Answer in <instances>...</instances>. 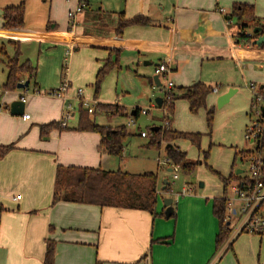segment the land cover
<instances>
[{
	"label": "crops",
	"instance_id": "0c3cea01",
	"mask_svg": "<svg viewBox=\"0 0 264 264\" xmlns=\"http://www.w3.org/2000/svg\"><path fill=\"white\" fill-rule=\"evenodd\" d=\"M83 1L86 8L77 17L78 25L71 29L68 13L77 7L78 0H0V40L18 42L20 48L28 47L20 56L21 64L31 61L29 53L37 54L32 80L28 75L22 77V82L29 81L27 89L4 90L7 67L0 63L4 66L1 67L4 91L0 102V146L14 145V149L0 159V264H45L49 240L55 244L54 264H212L216 261L221 264L223 254L234 251L241 235L239 225L232 227L235 233L223 246L224 250L216 253L219 223L213 214V200L222 196L213 195L209 190L199 193L187 187L182 188L186 195L177 200L172 198L176 217H162L166 210L164 199L172 197L160 192V184L164 186L161 179L169 180L172 174L168 157L166 162L158 164L159 168L167 167L164 175L159 174V168L156 171L158 218L139 210L69 202L53 204L59 165L106 172L122 170L131 174L153 172L130 168L133 160L141 163L137 158H130L128 146L131 139L143 138L142 131L128 130L130 137L123 157L118 159L100 152V134L76 129L80 113L72 112L65 129L55 128L44 137L41 126L59 124L68 103L79 106L80 111L81 99L76 94L82 87H89L84 99L117 107L121 115L113 118L127 114L128 118L137 120L141 115H150L151 110L147 114L141 111L149 109L146 107L152 105L153 99L157 104V99L161 98L155 97L158 87L154 78L163 63L173 69L170 78L177 91L198 83L211 88L207 109H213L214 114L218 99L235 89L230 104L225 106H232V114L240 115L252 99L249 86H264V48L254 44L258 38L252 40V44L235 47L240 24L230 15L236 4L252 5L255 16L264 24V0ZM21 3L26 5L25 26L5 29L3 10ZM220 9L225 12L221 13ZM119 14L128 19L143 15L153 24L128 27L118 37ZM48 26L56 28L48 30ZM247 32L252 33L249 29ZM69 48L73 53L66 57ZM8 49L12 57L14 48ZM118 50L120 68L109 74L105 89L96 98V76L111 52ZM241 53H250V56L242 57ZM65 64L71 88L63 98L52 97L49 92L59 87ZM159 79L162 84V77ZM125 82L136 87L137 92L123 87ZM214 88L218 89L217 93ZM22 96L26 97L24 115H30V119L11 115V104ZM184 101H175L171 129L202 135L204 130L198 127L199 117H190L192 127L180 125L179 113L186 114L190 108ZM136 111L139 114L134 117ZM247 116L252 119L251 111ZM156 119L151 131L161 127L162 121ZM111 126L130 127L128 124ZM181 140L174 141L172 146L183 152L179 145ZM252 149L253 146L235 147L231 163L237 151ZM225 170L227 174L215 172L229 177L232 165ZM235 185H230L228 198H237L232 191ZM18 196L21 198L17 199Z\"/></svg>",
	"mask_w": 264,
	"mask_h": 264
},
{
	"label": "trees",
	"instance_id": "16d2710c",
	"mask_svg": "<svg viewBox=\"0 0 264 264\" xmlns=\"http://www.w3.org/2000/svg\"><path fill=\"white\" fill-rule=\"evenodd\" d=\"M26 5L21 3L18 6L7 7L3 10V19L5 29H17L25 26ZM231 18H236L240 24V32L237 36L235 47L239 45L252 44V40L264 35V24L255 16L254 6L248 4H236L233 6ZM246 22V23H245ZM248 23V24H247ZM153 22L150 18L137 15L133 18H126L124 14H119L116 35L121 37L124 30L131 26H150ZM261 27L262 31L259 34H253L252 37L247 36V30L252 31L254 28ZM48 30H55L56 27H47ZM20 43L14 41L0 40V63H5L7 67V80L3 86L6 91L17 90L18 84L22 82V77L28 75V79L32 80L36 68L26 61L20 63ZM13 47L15 54L10 57L8 48ZM261 48H264V44ZM242 57L250 56V53H241ZM120 68V51L111 52V57L106 60L104 66L99 70L95 84V97L98 98L101 92V87L106 77L115 69ZM212 92V89L202 83H198L192 87L175 89L172 93L171 103L168 106L170 117L174 111L175 101L178 99L187 100L190 104L192 113H198L202 108L207 110V120L210 132L214 120L213 109H207V97ZM166 106V103L164 102ZM163 105V106H164ZM80 122L76 128L79 131L96 132L101 136L100 152L109 156L121 159L123 157L124 147L130 133L126 126H102L96 123L93 116L97 113L107 114L108 119L114 116L121 115L120 110L111 105L98 104L94 114H89L87 109L80 107ZM138 116L139 112H135ZM59 127L57 123H51L41 126V135L47 136L52 130ZM65 129V128H64ZM152 139L147 147L159 148L162 143L167 142V157L176 165L181 167L183 173L191 176L195 173L197 167L205 163L209 152H203V161H193L188 159L187 153L182 152L178 147H168L176 140H189L191 143L200 148L202 135L194 133H183L173 131L171 128L163 130L162 127L158 131H151ZM14 149V145L0 146V159L8 152ZM262 154L263 156V173H264V138L261 145L255 149L248 151H237L233 163L232 171L229 177H223L216 173L212 168L211 171L217 174L223 184L224 195L221 198L213 200V214L219 223V232L216 236V252H218L228 242L231 236V228L228 222H225L227 215V195L229 187L233 183H238L241 188L253 184L252 179L248 176V172L237 174L234 171L235 164L238 160L246 162L249 157ZM158 184L159 178L156 173L150 172L145 174H131L122 170L117 171H101L95 169L78 168V167H57L55 191L53 196V204L59 202H69L86 205H96L102 208H120L128 210H139L149 212L154 218H158L157 203H158ZM171 192V183L166 187L165 191ZM165 217L164 214L161 215ZM176 217L174 211L170 219ZM262 236V235H260ZM174 237L170 240L172 241ZM164 240L163 242H169ZM155 243V242H153ZM232 245L230 246V249ZM55 259V244L52 241L47 242V253L45 264H54Z\"/></svg>",
	"mask_w": 264,
	"mask_h": 264
},
{
	"label": "rangeland",
	"instance_id": "374dc122",
	"mask_svg": "<svg viewBox=\"0 0 264 264\" xmlns=\"http://www.w3.org/2000/svg\"><path fill=\"white\" fill-rule=\"evenodd\" d=\"M25 48H20V56L22 54L24 55L26 53ZM9 51V49H8ZM22 52V53H21ZM15 54V50H14ZM29 56L30 63L33 66H37V58L36 55H32V53ZM1 67H4L0 65V102L2 101V95L3 91V80H2V74H1ZM173 74V73H172ZM109 76V75H108ZM108 76L106 77L105 81L107 80ZM172 76V75H171ZM63 80V79H62ZM172 80V78H171ZM104 81V82H105ZM162 84L165 83V80L162 79ZM104 82L101 87V92L105 89L104 88ZM62 81L59 85L61 86ZM128 86L134 90V92H137V88L132 86L130 83H123V87ZM59 87L57 89H59ZM87 88L89 87H82L84 94L85 91L87 92ZM134 88V89H133ZM157 88V87H156ZM80 89V88H79ZM100 92V94H101ZM127 98L128 97V94ZM86 97V95H84ZM131 96H134V93H131ZM164 94L163 92L157 88L155 91V97H161L163 98ZM251 100H249V106L248 108H245L246 110H243L240 115L232 114V106H225L222 109L216 108V113L214 114V122L212 126V134H209V124L207 120V114L206 110L202 108L198 113H192L190 108H188L187 113H179V123L182 127H192V121L190 117H199L201 118L198 123V127L203 128L204 132L202 133V140L200 148L191 143L189 140H181L179 145L183 152L187 153L188 159H191L193 161H203L204 154L203 152H209V158L207 159L208 166L203 163L202 165H199L195 171V173L191 176H187L183 171L181 170L179 173V178L177 180L173 179L172 174L170 175V183H171V189L172 191L169 192L163 190L162 183L160 184V192L169 193V196H172L170 198H176L174 200H177V197H183L186 195L185 193H182V188L187 187V189H192L196 192H206L210 191L213 195L219 194V196H223V184L219 178V176L211 171V168L215 171H221L225 172L227 174V171L225 169L230 168L231 163V157L233 153V149L238 146V148L241 147H252L245 139L246 132L249 127L252 126L254 122L258 120V114L256 110H252L251 108ZM183 103H186L189 107V102L185 100ZM70 105V103H68ZM150 107V108H149ZM146 108H149L151 110L150 115H141L136 121V126H130L128 127V130L130 129L132 133H140L145 132L147 134H151L148 138H141V137H135L131 139L130 145L128 146V155H130V158L133 159L137 158L141 163L138 161H134V163L130 162V168H137L135 170L139 171H153L156 173L158 170V164L160 162H166L167 159V142H163L162 145L159 148H151L147 147V145L150 143L152 139V132L151 128L153 126V119H156L157 122H161V127L163 126V121L166 120L164 118L163 108H159L156 104V100L153 99L152 105L148 106ZM85 109V108H84ZM145 109V108H144ZM143 109V110H144ZM169 111V109H168ZM251 111L252 119H249L247 116V113L249 114ZM71 112H77L79 115V106L73 107ZM169 111V115H170ZM176 113V111H175ZM107 114L104 113H97L94 117L95 121L99 125H117V124H128L131 120L129 119L127 114L125 116H121L118 118H113L109 120L106 117ZM167 119L170 121V127H171V119L172 117L168 116ZM255 120V121H254ZM248 123V126L245 127V124ZM141 132V133H142ZM173 143V142H172ZM171 143V145H172ZM234 147V148H233ZM137 163V164H135ZM230 164V165H229ZM170 167L173 166V163L169 162ZM176 165V164H174ZM166 166H161L159 168V174L161 176L164 175V171H166ZM237 170H243L245 172L248 171V165L244 162H241L238 160L235 164L234 171ZM166 178L161 179L163 182ZM204 184L203 187L200 185ZM174 219V218H173ZM233 225H230L231 228V236L234 235L235 231L233 232L232 227L237 225H240V221H237V217L234 218ZM230 236V237H231ZM230 240V238H229ZM228 240V241H229ZM220 250H224V247ZM219 250V251H220ZM218 251V252H219ZM216 252V253H218ZM225 253V251H224ZM222 256V255H221ZM264 264V235L260 236L257 233H251V232H244L241 233V235L238 237L235 245H234V251H229L226 254H223L222 262L221 264Z\"/></svg>",
	"mask_w": 264,
	"mask_h": 264
},
{
	"label": "built area",
	"instance_id": "2783aa9c",
	"mask_svg": "<svg viewBox=\"0 0 264 264\" xmlns=\"http://www.w3.org/2000/svg\"><path fill=\"white\" fill-rule=\"evenodd\" d=\"M86 8V3L83 0H78L77 7L68 13V22L71 29H75L78 25V15L84 11ZM221 13H224V9H220ZM248 37H252L253 33H247ZM73 53V49L69 48L66 51V57L70 56ZM64 67V78L62 80V84L59 89L53 90L49 92V95L56 98H63L64 95L71 88V83L68 77V69ZM173 73V69L167 63L161 64L157 70L156 74L161 76L162 79L165 80L160 87H158L164 94L162 100L164 118L166 120L163 121V130L170 129V121L167 119L169 115L168 106L171 103L172 93L176 89L174 83L172 82L170 76ZM250 92L252 94L251 100V108L252 110H256L258 114V120L252 124L251 127L248 128L245 139L246 141L255 147L261 145V141L264 138V117L262 116L264 110V86L259 87L256 85L249 86ZM214 92H218L217 88L213 89ZM77 98L81 99V104L83 108L87 109L89 114H94L98 102L97 101H88L83 98L84 91L83 89H77ZM83 98V99H82ZM21 100L26 102V97L22 96ZM166 103V106L164 105ZM164 105V106H163ZM158 106V105H157ZM159 107V106H158ZM72 106L68 105L67 109L62 116L59 127L61 129L66 128L69 120L72 117ZM150 109L142 110L143 114H147ZM24 119H30V115H24ZM136 124L135 118H131L128 126H134ZM151 134H147L145 132L141 133L143 138H148ZM153 136V133H152ZM169 163L170 160L167 159ZM248 165V176L252 179L253 184L250 186H245L243 188L240 187L238 183L233 186L232 191L236 195V199L227 197V215L225 217V222L231 224L232 219L234 217L239 216L240 225L239 232H251L257 233L258 235H264V173H263V156L262 154H256L249 157L245 162ZM181 171V167L179 165L172 166V176L174 180L179 178V173ZM21 196H18L17 199H20ZM239 202V203H238ZM238 206V207H237ZM216 262L212 264H216ZM260 264V263H258Z\"/></svg>",
	"mask_w": 264,
	"mask_h": 264
},
{
	"label": "water",
	"instance_id": "95a60500",
	"mask_svg": "<svg viewBox=\"0 0 264 264\" xmlns=\"http://www.w3.org/2000/svg\"><path fill=\"white\" fill-rule=\"evenodd\" d=\"M261 31H262L261 27L254 28L253 34H259ZM254 44L257 45V46H262L264 44V35L263 36H260L258 38V40L255 41ZM154 81H155L157 87H160L162 85L160 83L159 76H156L154 78ZM28 87H29V81H26V82H21L20 84H18L17 89H27ZM235 93H236V90L235 89H230L228 91V93L222 95L218 99V102H217L218 108H222L223 106H225L226 104H228L229 101H230V99L234 96ZM162 102H163L162 98H158L157 99V105L159 107L162 106ZM10 111H11V115H14V116H22V115H24V112H25V102H23L21 99L20 100H17V101H14L11 104V106H10ZM262 116L264 117V110H263ZM158 130H159V128L154 129L153 131H158ZM168 147H172V145H170ZM171 171H172V169H171ZM243 172L244 171H242V170H238L237 171V174H242ZM163 184H164L163 190H165L166 187L170 184V181L168 179H165L163 181ZM200 186L203 187L202 184ZM164 206L166 208V210H165V217L167 219H170L171 216L174 213L173 199L172 198H165L164 199Z\"/></svg>",
	"mask_w": 264,
	"mask_h": 264
}]
</instances>
